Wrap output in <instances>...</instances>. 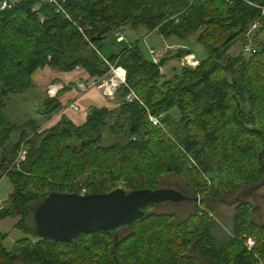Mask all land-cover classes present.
I'll return each instance as SVG.
<instances>
[{
    "label": "trees",
    "instance_id": "obj_1",
    "mask_svg": "<svg viewBox=\"0 0 264 264\" xmlns=\"http://www.w3.org/2000/svg\"><path fill=\"white\" fill-rule=\"evenodd\" d=\"M55 1L63 13L41 0H15L0 10V146L18 131L0 159V178L10 184L0 218L17 217L13 227L23 235L6 251L0 234V264H264V226L252 220V207L237 201L231 234L218 240L209 207L264 179V0ZM254 22L252 43L257 36L262 41L246 59L230 56L235 43H246ZM139 26L180 40L198 32L195 42L205 57L194 68L180 67L173 81H160L165 58L152 64L136 44L102 55L108 32ZM186 54L177 50L175 57ZM43 67L80 68L89 78L122 69L118 107L89 109L79 126L64 117L40 132L36 125L28 137L24 123L3 128L2 97L29 88L31 75ZM129 92L136 100H124ZM59 105L45 97L41 115L48 119ZM173 109L174 121L168 116ZM147 114L161 115L162 127L150 124ZM24 139V158L14 166ZM169 174L198 199L181 220L148 213L146 204L121 237L98 230L51 242L34 232L30 206L48 193L153 190ZM245 237L253 240L249 250Z\"/></svg>",
    "mask_w": 264,
    "mask_h": 264
},
{
    "label": "rangeland",
    "instance_id": "obj_2",
    "mask_svg": "<svg viewBox=\"0 0 264 264\" xmlns=\"http://www.w3.org/2000/svg\"><path fill=\"white\" fill-rule=\"evenodd\" d=\"M136 30L131 33H125L123 36L127 43L136 44L138 50L140 51L141 55L148 59L150 56L147 53V47H152L156 51H160L161 56H167L166 59L163 62L162 65V72L164 75H160V81L163 80H170L173 81L174 77L179 74V68L181 67L180 62L181 58L184 56H181L179 58L175 57V53L177 50L182 49H189V53L191 52L192 55H194V58L198 64V61L203 59L205 57V53L203 49L195 42L196 36L198 32H195L188 37L180 40L175 37L169 36L167 38H170L169 40H166V43H168L165 51H168L171 53L170 55L167 53H164L165 51L162 49V44H164V40H161L159 38V35L156 31L149 32L145 28L139 26L135 28ZM258 30V26H255V28L251 29V33L249 36V40L251 42L252 47H255L257 42H261L262 38L260 36H257L256 42L252 43V37L254 34H256ZM161 36V35H160ZM104 46H103V52L110 53V52H116L119 50L120 46H117L115 44V37L113 36V32H108L103 40ZM187 47V48H186ZM243 46L237 42L235 43L229 50L228 54L230 56H236V55H242L244 59L248 58L249 55L245 54L242 50ZM151 56H155L159 60V55H156L154 50H151ZM158 53V52H157ZM169 55V56H168ZM166 61V62H165ZM115 72V69L111 71L109 69V73L105 76L103 80V84L109 80H112L111 83L115 82V77L113 73ZM99 78H94L89 81H85L81 83L82 86H91L90 88H96L99 87L102 83L101 81H98ZM100 82L99 85H97ZM108 84V83H107ZM109 85V84H108ZM107 85V86H108ZM32 87V81L31 86L23 91L15 92V93H8L6 96L2 97L3 101V109H2V118L4 119L3 128L12 126L17 127L24 123V132L26 133V136L28 137L31 133V127L36 126L39 130V126L43 123V120L40 118V113H42V104L44 97L41 93H36V91L31 89ZM52 88V87H49ZM48 88V89H49ZM47 89V90H48ZM97 89V88H96ZM53 95V94H52ZM126 100V99H124ZM120 101H118L119 103ZM44 118V117H43ZM31 122H29V121ZM110 119L108 122H111ZM27 124H26V123ZM34 124V125H33ZM1 131L0 129V137H1ZM18 131L16 129L12 130L9 135L8 139L3 142V144L0 146V159L2 157V151L7 150L10 145L16 140ZM104 135H108L107 129L103 130ZM118 142H123V139L117 140ZM108 144L107 141H102L101 145ZM2 170L0 169V174ZM157 189H171L176 192H179L180 194L184 195L185 197H188V200L177 202V203H171V202H164L160 204L150 205L145 210L148 213H165V214H172L173 219L175 221L181 220L184 217H186L188 214L193 213L195 210V205H197V198L193 197L191 192L186 190L180 181H178L175 177H173L171 174L169 175H163L160 177ZM10 191V184L6 180L5 177L0 178V206L3 209L4 207H7L8 204V194ZM195 198V199H194ZM236 198V200H235ZM237 201H243L245 203H248L252 209H253V216L252 220L261 226H264V179L260 180L257 184H255L252 187H245L243 189L237 190L233 194L226 196L222 199V202H214L209 206L212 208V214H213V221L214 229L212 234L214 237L218 239H223L227 235L231 234L232 229V216L233 211ZM35 204H32L30 206V209L33 208ZM17 220V217L15 216H9L5 218H0V234L5 235V238L1 242V246L6 250H11L13 243L22 238L23 235L18 232L16 229H14V224ZM127 233V230L124 228L119 231V237L125 235ZM19 264V263H14Z\"/></svg>",
    "mask_w": 264,
    "mask_h": 264
},
{
    "label": "water",
    "instance_id": "obj_3",
    "mask_svg": "<svg viewBox=\"0 0 264 264\" xmlns=\"http://www.w3.org/2000/svg\"><path fill=\"white\" fill-rule=\"evenodd\" d=\"M187 198L171 189L116 188L104 194L48 193L30 209L34 232L40 239L70 242L79 234L98 230L119 232L143 216L141 207Z\"/></svg>",
    "mask_w": 264,
    "mask_h": 264
},
{
    "label": "crops",
    "instance_id": "obj_4",
    "mask_svg": "<svg viewBox=\"0 0 264 264\" xmlns=\"http://www.w3.org/2000/svg\"><path fill=\"white\" fill-rule=\"evenodd\" d=\"M135 30V28L122 27L118 30L111 31L113 32V36L115 37V44L117 46H120V48L116 52H104V54L102 55L105 56L117 54L121 49L130 47L132 44L127 43L123 35L125 33H131ZM116 34H119L121 36V39L117 38ZM159 38L165 41L164 44H162L161 46L162 49L165 51L166 49H168L167 47H169L167 46L168 43H166V40H169L170 38H164L160 35ZM147 48L154 50L156 55H159V59L161 57H164L166 59L167 56H161L162 52L156 51L152 47ZM186 50L190 51L189 49ZM101 52H103V48ZM167 52L168 51H165L164 53ZM167 54L170 55L171 53L168 52ZM162 69L163 68L161 66L159 68L160 75H164ZM91 79L94 78H89L86 73L80 68H75L70 72H60L54 69H50L49 67H43L34 71L31 75V89L36 91V93H41L44 98H55L60 104L58 110L50 114L48 119L43 118L39 111L40 118L43 120V123L39 126V130L37 129V132H40L44 129H48L49 127L53 126L61 117H64L65 119L70 121L74 126H79L84 122L87 111L89 109L106 108L107 110H115L119 105L118 101H120L117 92L114 91L112 95H106L102 92L101 89L98 88H89L85 92L79 91V89L77 88V84L89 81ZM68 84H72V87L62 90V88H64L63 86H66ZM69 104L76 105L77 109L73 110L72 108L68 107ZM168 116L170 120L174 121L178 117V112L173 109L168 113Z\"/></svg>",
    "mask_w": 264,
    "mask_h": 264
},
{
    "label": "built area",
    "instance_id": "obj_5",
    "mask_svg": "<svg viewBox=\"0 0 264 264\" xmlns=\"http://www.w3.org/2000/svg\"><path fill=\"white\" fill-rule=\"evenodd\" d=\"M13 1H15V0H2L0 2V10L8 8L9 4L11 2H13ZM41 1L46 3V4H48V5H52L54 7V9H55V13H58V12L63 13L61 7L58 5V3H56L55 0H41ZM225 1L229 2L230 0H225ZM255 26H258L257 23H255V22L252 23L249 26V28L247 29V31L244 34V36H243L244 40H246V43L243 45L242 50L247 55H250V54H252L254 52V48L251 45V42L249 40V36H250V33H251V29L255 28ZM154 31H156V30H153V32ZM116 35H117V38L121 39V36L119 34H116ZM151 50L152 49H148V51H147L148 55L150 56V61H151L152 64H157L158 58H156L155 56H151V52H152ZM180 65H181V67L187 66V67H190V68H194L197 65V62H196V60L194 58V55L189 53V54L184 55L181 58ZM109 69L111 71H113L115 69V72L113 73L114 77L116 76L115 77V82L111 83L112 80H109L108 82L106 81L103 84V82L105 80H103L104 78L101 77V78H99L98 81L102 80V82H101L102 84L99 87H96L98 89H101L102 92L105 93L106 95H112V93L116 90V88H118L120 85L124 84V71L122 69H120V68H113V67H110ZM99 84H100V82L97 85H99ZM90 87L91 86H86V85L82 86L81 83L77 84V88L79 89L80 92H85ZM48 93H49V91H48ZM124 99H126L125 101L129 102L131 100H136V97L134 96V94L132 92H129L128 94H126ZM68 107L72 108L73 110L77 109L76 105H74V104H69ZM161 118H162L161 115L152 116V115L147 114V121L150 124H152L153 126L160 127ZM26 139H24L23 142H21V144L19 145L18 149L15 152V158H14L13 163H12L14 166H17L18 163L20 161H22L23 158H24V153H25V148H26L24 142H25ZM83 194H84V190L82 189V190H80L79 195H83ZM1 209L2 208L0 206V210ZM244 245L249 250L252 247V245H253V240L251 238H249V237H245Z\"/></svg>",
    "mask_w": 264,
    "mask_h": 264
},
{
    "label": "bare ground",
    "instance_id": "obj_6",
    "mask_svg": "<svg viewBox=\"0 0 264 264\" xmlns=\"http://www.w3.org/2000/svg\"><path fill=\"white\" fill-rule=\"evenodd\" d=\"M160 127H162L161 123H160ZM197 202H198V199H197Z\"/></svg>",
    "mask_w": 264,
    "mask_h": 264
},
{
    "label": "flooded vegetation",
    "instance_id": "obj_7",
    "mask_svg": "<svg viewBox=\"0 0 264 264\" xmlns=\"http://www.w3.org/2000/svg\"><path fill=\"white\" fill-rule=\"evenodd\" d=\"M187 198V200L189 199L188 197H186Z\"/></svg>",
    "mask_w": 264,
    "mask_h": 264
}]
</instances>
